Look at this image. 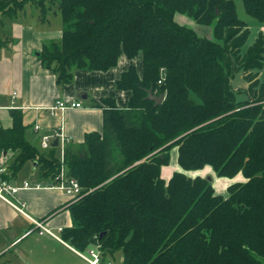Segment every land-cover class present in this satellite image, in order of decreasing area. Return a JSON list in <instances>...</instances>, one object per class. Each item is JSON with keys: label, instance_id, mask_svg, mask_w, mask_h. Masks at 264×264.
I'll use <instances>...</instances> for the list:
<instances>
[{"label": "trees", "instance_id": "1", "mask_svg": "<svg viewBox=\"0 0 264 264\" xmlns=\"http://www.w3.org/2000/svg\"><path fill=\"white\" fill-rule=\"evenodd\" d=\"M33 1L43 20L53 8L62 15L61 41L40 53L58 82L71 83L76 69L109 71L122 56L141 57L142 74L135 65L122 74L117 88L131 92L128 106L111 102L103 133L67 149L64 162L56 148L42 153L28 142L23 113L12 110L13 127L0 129V154L10 155L5 179L28 161L51 182L65 168L82 196L69 206L74 223L62 237L80 251L99 248L102 259L121 252L123 264H264V34L247 47L251 30L236 2ZM242 2L264 23V0ZM28 3L0 0V17ZM151 88L165 95L161 105L147 99ZM175 148L182 171L166 182L162 168ZM206 166L246 181L218 195L212 181L187 175Z\"/></svg>", "mask_w": 264, "mask_h": 264}, {"label": "crops", "instance_id": "2", "mask_svg": "<svg viewBox=\"0 0 264 264\" xmlns=\"http://www.w3.org/2000/svg\"><path fill=\"white\" fill-rule=\"evenodd\" d=\"M39 11L35 14L32 6H25L15 15L0 17V129L13 127L12 110L22 111L27 141L42 153L56 148L57 156L61 150V157H57L62 161L65 151L69 148L77 151L88 134L103 133L105 111L111 102L119 108L128 106L131 92L118 89L117 81L131 65L142 74V58L129 60L122 56L118 65L106 72L76 69L73 81L61 84L54 70L43 66L40 53L46 44L61 41L63 22L53 26L52 13L43 20ZM260 29L264 34V25ZM58 100L80 102L82 107L51 113L48 108ZM46 136L52 138L47 150L42 146ZM57 138L58 146L54 147ZM173 150L177 151L174 174L182 169L178 164V148ZM6 155L0 154V164L4 162L9 168L10 155L8 158ZM27 163L32 165L30 177L16 176L8 181L14 186L30 182L40 188L18 193L17 201L24 205V214L0 198V264H90L86 257L95 247L80 251L62 237L63 230L73 226L69 206L78 199L56 187L55 182L42 179L37 163ZM170 173L167 166L162 168L166 182L173 176ZM187 175L211 177L216 193L224 197H228L231 185L246 181L241 173L235 178L219 177L210 166ZM32 220L44 222L56 238L49 234L41 236ZM100 259L101 264L115 261V258L102 259L101 254Z\"/></svg>", "mask_w": 264, "mask_h": 264}, {"label": "built area", "instance_id": "3", "mask_svg": "<svg viewBox=\"0 0 264 264\" xmlns=\"http://www.w3.org/2000/svg\"><path fill=\"white\" fill-rule=\"evenodd\" d=\"M161 83V81H159ZM82 104L80 102H66L62 100H58L54 105L48 108L51 113H55L57 111H66L72 108H81ZM38 128V127H37ZM61 136V135H60ZM52 138L50 136H46L43 139V148L45 150L51 147ZM64 142V139H63ZM62 162L64 160L62 159ZM8 173V167L4 162L0 164V198L5 202L12 205L18 211L24 214V205L17 201L18 193L23 189H31V188H40V185H33L30 182H24L22 186H14L7 179H5V175ZM56 187L65 191L69 196H72L76 200L82 196V187L79 182L75 178H68L66 176L65 168H62L61 174L55 180ZM51 187H55L51 186ZM36 230H38L41 236L49 234L56 238L55 234L48 228L44 222L32 220ZM90 264H101L100 259V251L99 248L95 247V250L89 252V257H86Z\"/></svg>", "mask_w": 264, "mask_h": 264}, {"label": "rangeland", "instance_id": "4", "mask_svg": "<svg viewBox=\"0 0 264 264\" xmlns=\"http://www.w3.org/2000/svg\"><path fill=\"white\" fill-rule=\"evenodd\" d=\"M234 1L236 2L237 11H238L240 19H242V20H244V21L249 23V28L251 30V35H250L248 43H247V47H248V46L252 45L256 41V39L259 36V33L261 31L260 28L264 24H261L260 22L250 18L246 14L242 0H234ZM26 6H32V10H33V12L35 14L37 12H40L39 11L40 8L37 7V5L35 4V2L33 0L32 1L29 0L28 5H26ZM49 7H50V4L48 3L46 8H49ZM49 13L47 15H50ZM55 13H57V14H55ZM52 16H53L52 17L53 19H51V23L53 24V26L55 24H57V23L60 24L61 22H63L62 21V16L59 13L58 8H53ZM176 20L182 25H187V26H190V27H193V28L196 26L195 23L191 19H189V18H187L185 16H182V15H177L176 16ZM198 30H200L201 33L205 31L206 34H210L211 28L210 29H208V28L205 29V28L199 27ZM243 85H246V84L244 83L243 77L241 75H239V77L237 79L236 86L240 87V86H243ZM61 155H62L61 154V150H58L57 156L61 157ZM176 157H177V151L173 150L171 152L170 163L167 165L168 170H170V172L172 173V174L170 173L171 176L173 175V172H174V169H175L174 165H176V163L174 161H175ZM31 166L32 165L30 163L25 164V166L23 167L21 172L17 175V178L18 179H22V178H25V177H30L31 176ZM207 179H208V176H207ZM122 258H123V254L121 252L117 253L115 255L114 264H123Z\"/></svg>", "mask_w": 264, "mask_h": 264}, {"label": "water", "instance_id": "5", "mask_svg": "<svg viewBox=\"0 0 264 264\" xmlns=\"http://www.w3.org/2000/svg\"><path fill=\"white\" fill-rule=\"evenodd\" d=\"M148 100L150 101H153L155 102V106H159L163 103L164 99H165V95L164 94H161V95H156L154 93V90L153 88H151L149 91H148V97H147ZM54 147L58 146V138L55 140L54 144H53ZM208 180H212L211 177H208Z\"/></svg>", "mask_w": 264, "mask_h": 264}]
</instances>
